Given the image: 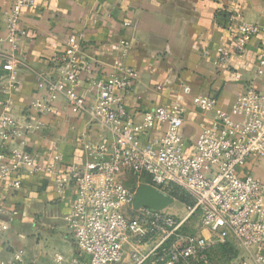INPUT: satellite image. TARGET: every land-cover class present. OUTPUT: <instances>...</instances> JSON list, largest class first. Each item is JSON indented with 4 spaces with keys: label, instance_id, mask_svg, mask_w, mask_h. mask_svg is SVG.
Wrapping results in <instances>:
<instances>
[{
    "label": "built area",
    "instance_id": "built-area-1",
    "mask_svg": "<svg viewBox=\"0 0 264 264\" xmlns=\"http://www.w3.org/2000/svg\"><path fill=\"white\" fill-rule=\"evenodd\" d=\"M215 1L227 12L226 25L235 45L234 52L225 46L218 48L215 63L225 67L233 53H246L252 37L264 33V24L248 21L231 7L233 0ZM33 4V0H14L3 12L9 44L2 64L9 79L7 91L17 84L26 65L19 52V40L25 34L20 25L23 9ZM122 46L124 55L115 60L109 77L103 82L91 81L97 94L90 105L74 87L80 72H94V62L83 53L81 36L74 34L67 40L57 57L56 77L38 74L40 86L47 90L42 111H51L54 102L63 96L113 134L111 142L100 144L94 150V160L84 165L63 167L58 158L48 164L36 163L31 153L16 146V141L27 131L42 129V123H31L24 129L13 115L10 100L0 102V189L20 191L25 171L53 177L60 189L74 187L75 203L68 223L80 253L71 264H193L197 260L213 264L209 253L217 243L235 242L244 252L261 248L264 180L247 173L246 165L252 158H264V83L247 84L231 111L220 110L212 94L197 95L195 105L211 112L212 118L210 125L201 127L195 141L197 152L191 154L185 149L186 107L181 103L145 112L140 124L130 120L125 98L140 75L123 60L131 41L124 40ZM259 63L261 77L264 58ZM184 90L189 92L190 87ZM156 123L165 127L164 135L140 143L139 135L148 134ZM126 176L136 179L134 187L126 184ZM142 182L171 194L173 204L178 201L172 193L176 189L189 194L193 201L184 203L185 212L180 216L169 211L171 205L163 210L147 206L136 209V189ZM196 215L209 236L192 237L185 232L188 220ZM10 228V222L0 216V238ZM255 261L264 264V256L256 254ZM55 262H63L62 254L55 255ZM0 264H22V257L16 254L10 261L0 260Z\"/></svg>",
    "mask_w": 264,
    "mask_h": 264
},
{
    "label": "crops",
    "instance_id": "crops-1",
    "mask_svg": "<svg viewBox=\"0 0 264 264\" xmlns=\"http://www.w3.org/2000/svg\"><path fill=\"white\" fill-rule=\"evenodd\" d=\"M13 1L0 0V102L10 100L13 115L24 129L42 123V129L27 131L16 141L38 164L58 158L63 167L84 165L94 160V150L100 144L113 138L87 111L63 96L51 111L41 110L47 90L40 86L38 74L58 75L57 57L74 34L82 37L83 53L94 62L93 73L80 72L76 92L92 104L97 87L91 81H105L114 71L115 60L124 55L122 42L131 41L123 60L135 67L140 77L125 98L130 120L140 124L145 112L181 103L186 107L185 149L191 154L197 152L195 141L201 127L210 125L212 118L211 112L195 105L197 95L212 94L220 110L231 111L247 84L264 83V76L258 75L264 58V33L252 37L243 56L233 53L227 66L216 65L218 48L225 46L234 52L235 45L226 25L227 12L215 0H33V5L23 9L20 25L25 34L20 37L19 52L26 65L17 84L7 91L9 79L2 64L9 44L3 12ZM230 4L248 21L264 24V0H233ZM185 86L190 87L189 92ZM2 111L0 104V114ZM164 132L165 127L156 123L148 134L139 135V142H152ZM246 172L264 180V158L250 159ZM21 178L20 191L0 189V216L11 226L0 238V260L10 261L20 254L22 264H56L58 252L63 256L61 264H71L80 253L68 223L75 203L74 187L60 189L45 173L25 171ZM57 242L65 244V252L56 247ZM231 243L236 245L242 264H257L256 254L264 256V245L244 252ZM193 264L204 263L197 260Z\"/></svg>",
    "mask_w": 264,
    "mask_h": 264
},
{
    "label": "rangeland",
    "instance_id": "rangeland-1",
    "mask_svg": "<svg viewBox=\"0 0 264 264\" xmlns=\"http://www.w3.org/2000/svg\"><path fill=\"white\" fill-rule=\"evenodd\" d=\"M125 182L129 186H133L135 184V178L132 176H126L125 177ZM135 186V185H134ZM178 201L175 204H172L170 206L169 211L172 213H175L177 215H182L185 212V202L181 198H177ZM185 232L189 234V236L196 237L201 234H205L206 236H209V232L205 229L202 228L201 222H200V217L199 216H194L190 220H188L187 225L185 227ZM56 239L62 238L60 237H53ZM57 242L55 245L60 251H63L64 249V243L59 244ZM218 244V243H217ZM226 248H218L216 250L210 251V257L213 261V264H242L240 259H239V251L234 243H227ZM67 248H69V244L66 242ZM58 253V252H57ZM219 256V257H217ZM219 261V262H218Z\"/></svg>",
    "mask_w": 264,
    "mask_h": 264
},
{
    "label": "water",
    "instance_id": "water-1",
    "mask_svg": "<svg viewBox=\"0 0 264 264\" xmlns=\"http://www.w3.org/2000/svg\"><path fill=\"white\" fill-rule=\"evenodd\" d=\"M174 197L159 188L142 182L136 189L135 194V208L139 209L142 206H147L157 210H163L168 208L174 203Z\"/></svg>",
    "mask_w": 264,
    "mask_h": 264
},
{
    "label": "trees",
    "instance_id": "trees-1",
    "mask_svg": "<svg viewBox=\"0 0 264 264\" xmlns=\"http://www.w3.org/2000/svg\"><path fill=\"white\" fill-rule=\"evenodd\" d=\"M172 193H173V195L176 198H181L183 200V202L191 203L193 201V199L191 198V196L189 194H187L186 192H184V191H180V190L176 189V191H172ZM227 243H231V242H227ZM227 243H218V244L215 245L214 248H216V247H218V248H226V246H227L226 244Z\"/></svg>",
    "mask_w": 264,
    "mask_h": 264
}]
</instances>
